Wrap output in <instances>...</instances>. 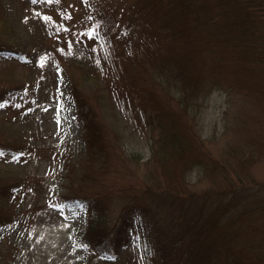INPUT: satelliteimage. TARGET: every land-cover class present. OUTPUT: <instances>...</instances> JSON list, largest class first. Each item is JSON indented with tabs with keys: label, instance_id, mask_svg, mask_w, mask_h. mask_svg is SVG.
Returning a JSON list of instances; mask_svg holds the SVG:
<instances>
[{
	"label": "rangeland",
	"instance_id": "rangeland-1",
	"mask_svg": "<svg viewBox=\"0 0 264 264\" xmlns=\"http://www.w3.org/2000/svg\"><path fill=\"white\" fill-rule=\"evenodd\" d=\"M151 2L0 0L17 52L0 55V264H264L263 73L237 80L232 36L207 42L173 0ZM243 185L261 193L229 194L241 206L199 234L198 205Z\"/></svg>",
	"mask_w": 264,
	"mask_h": 264
},
{
	"label": "trees",
	"instance_id": "trees-1",
	"mask_svg": "<svg viewBox=\"0 0 264 264\" xmlns=\"http://www.w3.org/2000/svg\"><path fill=\"white\" fill-rule=\"evenodd\" d=\"M157 0H152V5L156 7ZM175 7H180V11L177 12L176 18L179 17H185V19H189L193 24L203 25L204 29L212 28L213 32L206 34L204 33V38L207 42H217L219 40V37L221 35V32H225V34L228 36L233 37V41H236L237 47H243L244 50L242 52L244 53L242 56V63L239 64V69L242 72L241 75L238 76L237 80L242 77L246 78V75H249L248 73H254L255 77L259 76L260 73L256 74L258 72H262L264 75V0H173ZM216 7L217 13L213 14V9ZM5 22L1 20V25H4ZM213 24L212 26L208 27V25ZM229 24V25H227ZM0 25V26H1ZM193 28L191 29H178L175 25H173V30L171 31L174 36H177L181 31H185V33L193 34L198 43H202L201 36L198 35V33L194 34L196 31L195 29L198 28L196 26H191ZM194 31V32H193ZM198 31V30H197ZM205 31V30H204ZM200 32V31H198ZM3 33V31L0 30V34ZM178 39H181L184 45H188V42L184 40L185 38L177 37ZM228 44V43H226ZM238 47V48H239ZM188 49H192V47H187ZM0 55H8L15 57L17 55V52L8 47L7 45L0 44ZM193 58V57H192ZM196 59V58H195ZM236 59L239 60V57L236 56ZM194 60V59H192ZM191 60V61H192ZM216 72V67L212 66L209 69L208 75H211V73ZM244 72V73H243ZM217 73V72H216ZM247 73V74H245ZM245 74V75H244ZM260 77V80L257 82V85L261 88L264 87V76ZM215 82L218 81V79L214 80ZM237 85V84H236ZM188 86L186 88H181V95L179 97L180 102L185 105L188 104V102L194 101L197 95L199 93H196V90H194L192 93H189L187 90ZM213 89V88H211ZM2 98H4L2 101H12L18 100L19 96L16 95L15 92H5L2 95ZM190 98V100H189ZM192 104V102H191ZM166 139V144H174L175 149L178 150L176 146L179 144V138H177L176 132H166L163 133ZM178 144V145H177ZM162 153V150H161ZM160 153V155H161ZM263 155V154H262ZM225 166V165H223ZM223 171L226 174H223V176L227 177V175L230 176V171L226 168H222ZM207 171V170H206ZM223 172V173H224ZM211 173V172H209ZM231 177V176H230ZM232 178V177H231ZM229 181V179H228ZM235 182V181H234ZM216 187L218 182H215ZM251 185V184H250ZM244 188H235L233 186L232 188H235L236 194H233L231 191H228L227 186L223 190L224 192L221 193V195L210 193L206 199L200 206V208L196 211L195 216H197V219L200 220L203 215L206 213L208 214L207 221H203L204 223V229L196 227V224L194 225L191 223V220L189 222L190 226H188V230L193 226L196 227V229L199 231V234L202 233V236L205 237V233L209 234L210 231H212V227L209 226V224H213L212 218H216L218 221L220 218L224 217V210L225 208L228 209L230 207L238 208L241 206V200L240 202L234 201L230 196H234L233 198H238V195L243 196L247 192L248 195H254L257 192L261 193V191H258L256 187L254 186H247L243 185ZM222 189V187H219ZM227 189V190H226ZM254 192V193H251ZM7 191L4 193L2 191V194H0V207L3 205V203L8 199ZM15 191L12 189V196ZM251 193V194H250ZM3 197V198H2ZM74 199V198H69ZM83 200V198H81ZM242 199V197H241ZM225 200H231L230 202ZM228 202V203H225ZM83 203V201H82ZM259 206L260 205H256ZM214 210V212H212ZM9 212V209H8ZM8 212H3L0 210V224L5 223L9 225V216ZM212 213V214H211ZM4 218H7L5 220H2ZM126 218L124 217V221L126 222ZM88 237V236H87ZM123 237V235H122ZM91 242V241H90ZM92 243V242H91ZM99 243V244H98ZM98 243H92V247L97 251L98 253H103L102 255L104 257H110L112 253L110 252V247H106L104 249L103 247H99L102 241H98ZM120 243L121 240H120Z\"/></svg>",
	"mask_w": 264,
	"mask_h": 264
},
{
	"label": "snow or ice",
	"instance_id": "snow-or-ice-1",
	"mask_svg": "<svg viewBox=\"0 0 264 264\" xmlns=\"http://www.w3.org/2000/svg\"><path fill=\"white\" fill-rule=\"evenodd\" d=\"M32 2H33V3L43 2V0H32ZM47 2H48V3H52L53 0H47ZM56 2H58V0H56ZM44 19H45V20H50L51 18L45 16ZM95 33H96V30L93 29L91 34H95ZM43 62H44V58H41V66L43 65ZM4 106H5L4 103H0V108H3ZM3 154H4L3 152H0V156H2Z\"/></svg>",
	"mask_w": 264,
	"mask_h": 264
}]
</instances>
